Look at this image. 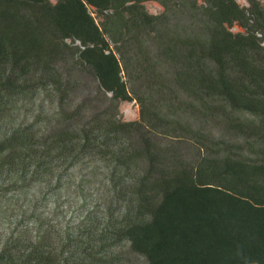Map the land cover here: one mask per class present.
I'll list each match as a JSON object with an SVG mask.
<instances>
[{
    "label": "trees",
    "instance_id": "obj_1",
    "mask_svg": "<svg viewBox=\"0 0 264 264\" xmlns=\"http://www.w3.org/2000/svg\"><path fill=\"white\" fill-rule=\"evenodd\" d=\"M146 1L0 0V197L97 163L118 206L69 226L22 204L0 264H128L126 242L147 264H264V0ZM41 94L51 112L8 123Z\"/></svg>",
    "mask_w": 264,
    "mask_h": 264
},
{
    "label": "rangeland",
    "instance_id": "obj_2",
    "mask_svg": "<svg viewBox=\"0 0 264 264\" xmlns=\"http://www.w3.org/2000/svg\"><path fill=\"white\" fill-rule=\"evenodd\" d=\"M52 1L55 2L56 0ZM237 1L241 5H249L248 0ZM145 5L151 13L158 14L164 11V7L156 0H148L145 2ZM93 14L97 16L95 13ZM96 20L99 22L101 18L97 17ZM231 29L234 32L244 31L240 23H235ZM72 72L71 78L79 82V85L72 93L76 101L81 102L84 99H90V108L94 110L103 108V106H100V100H103V96L99 94L97 80L87 71L80 72L76 70ZM13 106L16 109L14 115L11 113L7 119L11 125H19L24 121L33 119L39 112L43 114L49 113L54 108L49 98L45 100L44 94H41L35 102L33 99L22 97ZM117 117L122 120L139 119L140 104L136 100L121 101ZM56 127L54 126V128ZM214 130L216 136L223 134V129L214 128ZM41 190L40 186L37 188H19L14 191L15 193L11 192L8 195L0 197V224L2 223L5 226L6 222L9 223L7 219H4L5 215L9 221V214L14 218L21 217V214L24 212L23 210H25L22 204L29 206L32 204L31 200L34 199H37L38 212H46L48 218L55 223L61 222L69 226L79 224L91 211H95L98 214L96 218H99L100 222L105 221V216L108 215V208L110 206L112 209L115 207L110 202L109 186L106 183L104 170L97 163H93L90 166H77L64 175L58 182L50 186L49 191L45 188L42 193ZM115 208L117 209L118 206ZM31 209L36 210V206L31 207ZM31 209L25 210L26 215L32 212ZM120 249L124 251L126 258H128V264H147L142 255L131 250L128 242L123 243Z\"/></svg>",
    "mask_w": 264,
    "mask_h": 264
}]
</instances>
